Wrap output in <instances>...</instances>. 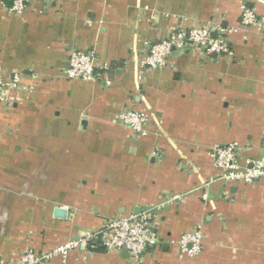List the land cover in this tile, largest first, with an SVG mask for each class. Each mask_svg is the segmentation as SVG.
<instances>
[{"label":"crops","instance_id":"obj_1","mask_svg":"<svg viewBox=\"0 0 264 264\" xmlns=\"http://www.w3.org/2000/svg\"><path fill=\"white\" fill-rule=\"evenodd\" d=\"M12 4L0 0V74L23 89L0 103V264L148 209L165 244L138 264H264V179L226 185L211 157L232 143L241 165L264 155V33L239 29L245 7L264 21V2L27 0L22 15ZM207 25L232 30L229 55L188 48L142 69L147 43ZM72 51L95 52V82L65 77ZM123 111L146 114L149 135L115 122ZM199 227L198 257L167 243ZM47 264L137 263L97 240Z\"/></svg>","mask_w":264,"mask_h":264},{"label":"built area","instance_id":"obj_2","mask_svg":"<svg viewBox=\"0 0 264 264\" xmlns=\"http://www.w3.org/2000/svg\"><path fill=\"white\" fill-rule=\"evenodd\" d=\"M27 0H13L10 11L16 15L26 12ZM239 29H252L264 33V21L249 7L242 9L241 25ZM232 32L229 28H215L203 26L197 29L178 30L171 33L158 43H147L146 55L141 62L144 70L162 69L168 57L175 51L182 52L188 48H199L205 57H221L230 54L228 36ZM95 52L72 51L65 70V77L69 80L95 82L97 80ZM23 89L21 78L14 75L5 78L0 74V103H13L12 95ZM115 122L131 130L137 138L149 135L151 119L144 113L123 111L116 115ZM159 127V123H156ZM240 147L237 143L217 145L211 151L214 165L221 170V182L226 185H250L264 179V155L258 159L247 160L244 165L239 164ZM207 198V194L203 195ZM174 196L168 202L180 200ZM159 219L151 216V209L138 215L114 218L108 221L105 228L96 233L86 234L79 241H69L48 253H36L33 250L24 252L17 264H47L54 259L66 262L72 250L78 246H89L100 240L101 245L109 251H125L131 255L135 263H140L143 255L151 249L165 244L159 231ZM204 235L202 228L185 233L176 241L167 243L176 246L179 253L188 258H196L204 251Z\"/></svg>","mask_w":264,"mask_h":264},{"label":"water","instance_id":"obj_3","mask_svg":"<svg viewBox=\"0 0 264 264\" xmlns=\"http://www.w3.org/2000/svg\"><path fill=\"white\" fill-rule=\"evenodd\" d=\"M260 1L264 2V0H260ZM55 216L57 218H64V217H66V212L60 208H57L55 211Z\"/></svg>","mask_w":264,"mask_h":264},{"label":"trees","instance_id":"obj_4","mask_svg":"<svg viewBox=\"0 0 264 264\" xmlns=\"http://www.w3.org/2000/svg\"><path fill=\"white\" fill-rule=\"evenodd\" d=\"M251 8V7H250Z\"/></svg>","mask_w":264,"mask_h":264}]
</instances>
